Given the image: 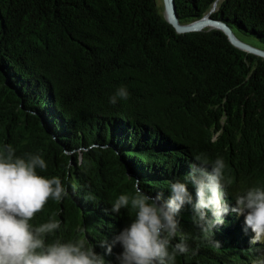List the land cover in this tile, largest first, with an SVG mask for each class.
Here are the masks:
<instances>
[{"label": "trees", "instance_id": "1", "mask_svg": "<svg viewBox=\"0 0 264 264\" xmlns=\"http://www.w3.org/2000/svg\"><path fill=\"white\" fill-rule=\"evenodd\" d=\"M175 2L184 22L217 4L213 19L264 49V0ZM121 86L128 98L111 104ZM41 123L60 148L49 146ZM7 144L17 156L41 155L48 167L37 171L59 176L68 191L32 221L61 222L48 242L85 238L105 264H116L122 249L108 255L101 243L130 223L134 213H112L111 206L135 189L108 151L124 158L152 196L167 198L170 182H187L196 155L225 161L230 207L235 193L264 185V59L220 29L179 34L157 0H0V148ZM192 215L187 205L178 217L172 245L183 235L189 252L176 264L264 259V243H249L243 216L229 212L209 234L217 247Z\"/></svg>", "mask_w": 264, "mask_h": 264}, {"label": "clouds", "instance_id": "2", "mask_svg": "<svg viewBox=\"0 0 264 264\" xmlns=\"http://www.w3.org/2000/svg\"><path fill=\"white\" fill-rule=\"evenodd\" d=\"M129 96L123 86L110 97L116 104ZM47 162L39 154L17 156L11 144L0 148V264H105L104 256L97 253L85 238L67 242L55 239L48 242L61 227V222L50 218L34 225L32 221L41 213L49 200L62 201L68 191L59 176L48 178L37 170L46 171ZM223 158L210 161L196 155L189 166L187 182H170V195H147L137 187L135 195L120 194L112 203L111 212L129 209L134 213L111 242L101 243L108 255L119 245L115 253L116 264H176L178 255L187 254L186 237L181 235L178 217L185 206L192 209V221L209 243L220 242L210 233L225 223L229 212L244 217L243 230L253 233L250 244L264 243V185L235 193V206L226 200V188L231 181L225 175ZM195 189V199L189 189ZM211 213V216H209ZM256 264H264V259Z\"/></svg>", "mask_w": 264, "mask_h": 264}, {"label": "water", "instance_id": "3", "mask_svg": "<svg viewBox=\"0 0 264 264\" xmlns=\"http://www.w3.org/2000/svg\"><path fill=\"white\" fill-rule=\"evenodd\" d=\"M162 14L165 17V19L177 30L179 34L193 32V31H200L205 28L220 29L226 33L229 40L234 46H236L237 48L247 53L254 54L264 59V49L256 47L248 42L241 40L232 31L230 27H228L225 23L221 21H218L213 18H209L207 15L197 20H192V21H187V22L182 21L178 15L175 0H163ZM207 26H210V27H207ZM12 92L15 94L17 98H19V96L13 89H12ZM41 126L43 128L42 131L46 138V142L49 144V146L60 148V144L58 143L56 138L53 136V134L50 132V130L46 128L43 123H41ZM106 155L115 162V165L117 166V168L122 171V175L124 176L125 180L128 183H130L134 187L135 190L137 187H139L143 191V193L147 194V192L144 190L142 185L135 178L134 173L127 166L124 158L120 154H118L114 150H110L106 153Z\"/></svg>", "mask_w": 264, "mask_h": 264}, {"label": "rangeland", "instance_id": "4", "mask_svg": "<svg viewBox=\"0 0 264 264\" xmlns=\"http://www.w3.org/2000/svg\"><path fill=\"white\" fill-rule=\"evenodd\" d=\"M157 2H158V4H159V6L162 8V7H163V0H157ZM216 10H217V4H215V6L213 7L212 12H213V11H216ZM212 12H209V13L207 14V16H208L209 18H213V17L211 16ZM207 27H210V26H207ZM244 39H245L246 42L251 43V44H253V45H256V42H255L254 40L249 39V38H247V37H244Z\"/></svg>", "mask_w": 264, "mask_h": 264}]
</instances>
